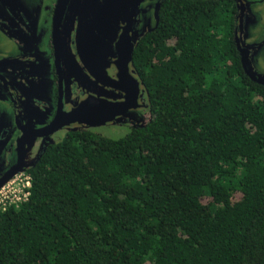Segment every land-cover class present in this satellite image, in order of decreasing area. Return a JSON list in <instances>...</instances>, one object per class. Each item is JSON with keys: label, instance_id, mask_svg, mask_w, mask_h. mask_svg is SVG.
Listing matches in <instances>:
<instances>
[{"label": "trees", "instance_id": "16d2710c", "mask_svg": "<svg viewBox=\"0 0 264 264\" xmlns=\"http://www.w3.org/2000/svg\"><path fill=\"white\" fill-rule=\"evenodd\" d=\"M229 5H163L132 60L150 118L71 131L0 209V264H264V84Z\"/></svg>", "mask_w": 264, "mask_h": 264}, {"label": "flooded vegetation", "instance_id": "af4514ba", "mask_svg": "<svg viewBox=\"0 0 264 264\" xmlns=\"http://www.w3.org/2000/svg\"><path fill=\"white\" fill-rule=\"evenodd\" d=\"M171 1L180 0H0V188L71 131L103 134L99 128L149 119L148 91L131 58L139 85L133 105L102 125L68 122L89 96L125 100L133 84L119 74L120 52L132 44L133 56ZM200 1L229 5L240 63L242 55L264 84V0Z\"/></svg>", "mask_w": 264, "mask_h": 264}, {"label": "water", "instance_id": "95a60500", "mask_svg": "<svg viewBox=\"0 0 264 264\" xmlns=\"http://www.w3.org/2000/svg\"><path fill=\"white\" fill-rule=\"evenodd\" d=\"M131 58L132 44H129L126 49L120 52V60L122 62L121 64H118L119 74L123 73V75L125 76L128 74L129 76H127L133 84L132 87H130L129 91L126 93L125 100L118 103H113L101 97L89 96L88 98L84 99L78 107L69 112L70 115L74 116H72V118L69 119L68 122L77 120L89 126L102 125L106 121L111 120L113 117H115L116 114H121L125 109L133 105V102H135L137 97L139 85L136 78H134L128 71V62L129 60H131ZM241 62L244 72L252 80H256L257 82H259L251 75L249 69L244 65V59L242 55ZM145 123L146 122H143L141 125H144ZM20 170H22L21 167H18V169H16V172H19ZM2 185L3 184H0V186Z\"/></svg>", "mask_w": 264, "mask_h": 264}, {"label": "built area", "instance_id": "2783aa9c", "mask_svg": "<svg viewBox=\"0 0 264 264\" xmlns=\"http://www.w3.org/2000/svg\"><path fill=\"white\" fill-rule=\"evenodd\" d=\"M33 176L20 171L10 179L6 185L0 188V209L6 210L9 205H19L30 194Z\"/></svg>", "mask_w": 264, "mask_h": 264}, {"label": "rangeland", "instance_id": "374dc122", "mask_svg": "<svg viewBox=\"0 0 264 264\" xmlns=\"http://www.w3.org/2000/svg\"><path fill=\"white\" fill-rule=\"evenodd\" d=\"M127 128L125 127H113V126H105L102 128H99V131H101L103 134L108 136H119L123 134L126 131Z\"/></svg>", "mask_w": 264, "mask_h": 264}]
</instances>
